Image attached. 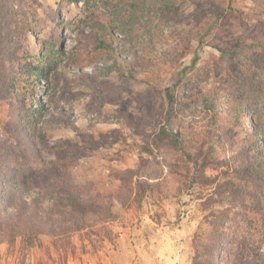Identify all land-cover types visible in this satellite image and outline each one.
<instances>
[{
  "label": "rangeland",
  "instance_id": "1",
  "mask_svg": "<svg viewBox=\"0 0 264 264\" xmlns=\"http://www.w3.org/2000/svg\"><path fill=\"white\" fill-rule=\"evenodd\" d=\"M143 1L39 0L16 97L0 106V168L13 165L1 148L21 151L22 144L28 156H18L21 170L8 180L27 192L69 182L113 196L114 222L74 234L65 264H179L184 255V264H207L216 236L234 232L245 260L264 264V230L263 237L247 236L248 224L264 213L243 196L264 190V179L250 181L242 172L245 143L224 134L232 114L222 109L216 121L205 107L213 96L247 94L221 50L237 39L254 42L256 8L252 0H203L214 20L221 16L203 26L199 6L174 0L171 10L142 13L132 36L121 34L126 6ZM187 27L197 30L187 35ZM254 74L263 84L264 69ZM168 89L177 106H191L177 109L181 125H166L190 143L183 151L153 141L166 124ZM209 128L214 135L203 133ZM236 128L239 139L249 137L245 126ZM128 170L142 173L140 191ZM41 242L33 249L20 239L1 244L0 264H64L50 238Z\"/></svg>",
  "mask_w": 264,
  "mask_h": 264
},
{
  "label": "trees",
  "instance_id": "2",
  "mask_svg": "<svg viewBox=\"0 0 264 264\" xmlns=\"http://www.w3.org/2000/svg\"><path fill=\"white\" fill-rule=\"evenodd\" d=\"M202 1L185 0V4L193 3L194 5L195 3V6L201 8L200 23L203 26L209 23L208 21H212V23L218 21L221 16L219 15L218 19L214 20L205 9H202ZM252 2L256 8L259 24H261L257 36L252 40L254 42L246 44L237 39L240 41L235 40L226 50H221L233 64V76L240 90L248 91L247 94L245 93L246 97L238 96L233 91L230 95L226 94L221 101L214 98L216 96L207 99L205 107L208 112L212 109V119L216 121L220 120L218 112L224 109L232 114L230 120L232 127L224 130V134L229 142L237 140L245 143L246 150L243 154L246 164L242 172L250 181H262L264 179V82L261 84L262 82L256 80L258 76L254 73L255 70L264 69V0H252ZM38 5L39 0H0V106L13 102L16 97L14 88L23 74L21 73L23 62L29 55L26 43H28L29 37L35 34L38 22ZM153 7L164 11L161 9L171 10L176 5L174 0H144L139 4L131 3L126 6L128 17L120 22L119 32L132 36L136 31L135 24L142 23L141 14H147ZM186 30L187 35H192L197 28L187 27ZM196 60L197 58L192 65ZM185 71L187 69L183 70V72ZM253 88H258V91L255 95L249 96ZM174 98L173 91L168 89V110L164 117L166 124L155 134L153 141H156L157 146L168 144L171 148L176 147L183 151L186 148H191L190 143L183 140L182 132L179 129L176 132L168 131L166 125L171 126L177 123L181 125L184 116L178 113L177 109L183 107L188 110L191 106L186 104L182 106L181 103L177 106ZM191 123V127L196 129L198 122L196 123L193 119ZM236 126L241 129L245 126L244 131L249 133V137L239 139ZM214 132L215 130L209 128L208 132L204 131L203 133L212 136ZM13 147L11 151L6 146L1 148L4 151V156L9 155L13 165L9 169L4 166L3 169L0 168L2 169L0 170V245L3 243L15 244L20 239L23 245L33 249L42 247L41 238L48 237L52 240L54 251L65 264L68 255L73 253L75 248L72 242L74 234L114 222L116 218L113 211L115 200L111 194H102L97 188L87 189L86 192H83L85 190L69 186V182H61L56 186L54 184L52 190L46 192H27L24 187L20 185L19 187L16 183L8 180L10 173H13L15 177L21 170L17 167V164L20 163L18 156L22 155L25 158L28 156V150L23 148L22 144L20 145L21 151H18L17 147ZM4 156L1 165L6 162ZM127 174L134 184V189L140 191V184L143 181L140 176L142 173L128 170ZM145 190L143 187V191ZM243 196H250L255 209L264 213L263 187L258 193L245 192ZM261 229L264 230V214L261 222L254 220L248 224L247 236H249V240L251 234L263 237ZM239 231L240 233L244 232L243 230ZM108 235L111 238V235L114 234L110 232ZM216 238L218 242L212 245L207 264H249L245 260L244 252L235 247V240L238 238L236 232L231 238L229 235L221 233Z\"/></svg>",
  "mask_w": 264,
  "mask_h": 264
},
{
  "label": "crops",
  "instance_id": "3",
  "mask_svg": "<svg viewBox=\"0 0 264 264\" xmlns=\"http://www.w3.org/2000/svg\"><path fill=\"white\" fill-rule=\"evenodd\" d=\"M118 257L120 258V257H122V256H121L120 253H118V252L116 253V252H115V256H114L112 259H113L114 261H117V260H118ZM183 258H184L185 261H186L185 255H184ZM183 258L181 259V261L179 262V264H184V259H183Z\"/></svg>",
  "mask_w": 264,
  "mask_h": 264
}]
</instances>
